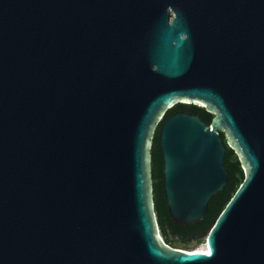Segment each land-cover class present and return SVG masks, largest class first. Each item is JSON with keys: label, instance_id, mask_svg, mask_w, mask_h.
I'll list each match as a JSON object with an SVG mask.
<instances>
[{"label": "water", "instance_id": "95a60500", "mask_svg": "<svg viewBox=\"0 0 264 264\" xmlns=\"http://www.w3.org/2000/svg\"><path fill=\"white\" fill-rule=\"evenodd\" d=\"M241 186L206 252L168 247ZM199 106V105H198ZM202 107V106H200ZM0 264H264V0H0Z\"/></svg>", "mask_w": 264, "mask_h": 264}, {"label": "trees", "instance_id": "16d2710c", "mask_svg": "<svg viewBox=\"0 0 264 264\" xmlns=\"http://www.w3.org/2000/svg\"><path fill=\"white\" fill-rule=\"evenodd\" d=\"M177 111H185L195 113L207 123H211L214 115L210 114L205 107H200L195 104H176L172 109H169L164 118L158 124L154 132L153 145L151 149L152 157V179L155 198V210L157 212L161 233L165 243L169 244L172 237L183 242L187 241H202L207 238L208 233L222 210L228 204L230 199L237 192L242 182L245 179V173L239 155L233 149H229L228 158L230 160V181L225 190L215 196L209 204V212L203 221L196 223L193 226H178L170 218L163 194V174H162V158L159 146L161 127L164 120ZM195 249L189 250L194 251Z\"/></svg>", "mask_w": 264, "mask_h": 264}, {"label": "rangeland", "instance_id": "374dc122", "mask_svg": "<svg viewBox=\"0 0 264 264\" xmlns=\"http://www.w3.org/2000/svg\"><path fill=\"white\" fill-rule=\"evenodd\" d=\"M199 106H202L203 105H200L198 104ZM162 234V233H161ZM161 237L163 238V236L161 235ZM172 241H170L169 244L166 243V245L172 249H179V250H192V249H199L202 244H204L202 241H187V242H183L179 239H176L175 237H172ZM164 240V238H163ZM205 241V240H204Z\"/></svg>", "mask_w": 264, "mask_h": 264}, {"label": "flooded vegetation", "instance_id": "af4514ba", "mask_svg": "<svg viewBox=\"0 0 264 264\" xmlns=\"http://www.w3.org/2000/svg\"><path fill=\"white\" fill-rule=\"evenodd\" d=\"M221 136H222L223 145L225 146L224 167H225V170L229 172L230 160L228 158V151L231 148L228 144L229 140H228L227 136L225 135V133L221 132ZM161 158H162V154H161ZM162 168H163V161H162ZM229 181H230V179H229ZM229 181H228V183H229ZM228 183H227V185H228ZM227 185H226V187H227ZM226 187H225V189H226Z\"/></svg>", "mask_w": 264, "mask_h": 264}, {"label": "bare ground", "instance_id": "6f19581e", "mask_svg": "<svg viewBox=\"0 0 264 264\" xmlns=\"http://www.w3.org/2000/svg\"><path fill=\"white\" fill-rule=\"evenodd\" d=\"M208 249H209V247L207 246L206 241H205V243L202 244V246L199 249H195V250H197L198 252H207Z\"/></svg>", "mask_w": 264, "mask_h": 264}, {"label": "snow or ice", "instance_id": "6c2138e0", "mask_svg": "<svg viewBox=\"0 0 264 264\" xmlns=\"http://www.w3.org/2000/svg\"><path fill=\"white\" fill-rule=\"evenodd\" d=\"M204 254H205V255H209V256L212 255V250H211V248H209L208 251H207L206 253H204Z\"/></svg>", "mask_w": 264, "mask_h": 264}, {"label": "built area", "instance_id": "2783aa9c", "mask_svg": "<svg viewBox=\"0 0 264 264\" xmlns=\"http://www.w3.org/2000/svg\"><path fill=\"white\" fill-rule=\"evenodd\" d=\"M205 241H206V239H205ZM205 241H204V242H205ZM204 242H203V243H204Z\"/></svg>", "mask_w": 264, "mask_h": 264}]
</instances>
